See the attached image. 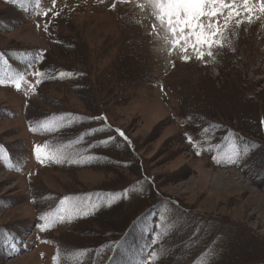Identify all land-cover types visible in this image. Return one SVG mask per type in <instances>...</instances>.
<instances>
[{
  "label": "rangeland",
  "instance_id": "374dc122",
  "mask_svg": "<svg viewBox=\"0 0 264 264\" xmlns=\"http://www.w3.org/2000/svg\"><path fill=\"white\" fill-rule=\"evenodd\" d=\"M22 2L0 0V264H264V148L238 171L222 167L242 139V153L264 144L257 0L251 19L241 9L224 29L222 62L190 47L182 60L149 0ZM203 100L212 107L194 112ZM211 111L230 125L198 116ZM52 119L64 126L39 130ZM226 129L238 138L222 142ZM84 135L113 140L77 166ZM45 143L70 160L40 163L33 147Z\"/></svg>",
  "mask_w": 264,
  "mask_h": 264
},
{
  "label": "snow or ice",
  "instance_id": "6c2138e0",
  "mask_svg": "<svg viewBox=\"0 0 264 264\" xmlns=\"http://www.w3.org/2000/svg\"><path fill=\"white\" fill-rule=\"evenodd\" d=\"M14 3H20L23 7L22 0H13ZM151 7L154 10L155 19L159 22V25L163 27L167 32L171 34L172 45L178 46L182 53L181 59L187 62L190 57L186 54L189 47L196 54V59H204L205 56L212 57L214 55V49L222 48V34L225 28L228 26V22L232 21L234 17L241 15V9L248 14L249 19L254 11L255 6L251 3V0H149ZM55 4V0H53ZM259 11L264 13V0H257ZM115 7V4L112 5ZM226 13V15H225ZM47 15V13H43ZM220 18H223L224 23H220ZM235 23L239 26L242 21L236 19ZM46 27V26H45ZM155 28V25H153ZM207 48V52L202 51L203 48ZM36 75H41L37 72ZM64 73H61L63 76ZM23 79V75H20L19 79H15L12 82L15 83L16 88L19 90L20 81ZM4 83V79L0 78V84ZM39 83V80L37 81ZM97 119H103L98 117ZM264 123V122H262ZM61 125L55 119L45 120L41 123L40 129L44 132H54L58 130ZM31 131L37 129L30 128ZM95 131H103V129H96ZM116 133L120 137L124 136V133L116 129ZM113 139L112 137L108 138ZM190 139V138H189ZM191 142V139H190ZM101 143H107V141H101ZM3 146H0V152H3ZM33 152L36 159L40 163H45L46 160H51L56 163H61L64 160H70L69 154L64 150L63 146L55 150L51 149L47 143L35 144ZM241 157V152L233 147L231 150L224 154V159L229 163H236ZM215 159V157H214ZM138 183V181L136 182ZM127 190H125L126 192ZM113 200L107 202V206H111ZM98 204H92L93 209L99 207ZM88 213H85L87 215ZM73 217L71 214L59 215V220L63 222L65 219L71 220ZM55 219L49 218L48 225L55 223ZM43 230V229H42ZM157 254L151 253L152 257ZM56 260V257H53ZM147 264H153V260L149 259Z\"/></svg>",
  "mask_w": 264,
  "mask_h": 264
},
{
  "label": "trees",
  "instance_id": "16d2710c",
  "mask_svg": "<svg viewBox=\"0 0 264 264\" xmlns=\"http://www.w3.org/2000/svg\"><path fill=\"white\" fill-rule=\"evenodd\" d=\"M220 62H222V60L220 59ZM195 104V106H196V108H194V112L196 111V110H198L199 108H211L212 106H211V103H212V101L211 102H209L208 100H203V101H201V102H195V101H193ZM199 113V112H198ZM201 116H205L206 115V117L208 118V120H209V123L212 125V126H216L218 129L219 128H224L225 126H227V125H230V124H225V123H223L222 121H220L219 119H216V118H214L213 116H214V112H208L207 114H201V113H199ZM259 120V119H258ZM225 125V126H224ZM258 125H259V122H258ZM259 130H260V133L262 134V130H261V128L259 127ZM258 130V131H259ZM74 134H77V132H75ZM87 135H84V141L81 143V147H82V149L86 152V153H88L91 149H92V145H91V142H92V140L91 141H88V136L86 137ZM259 140V139H258ZM261 141V140H260ZM249 142H251L252 144H250L251 146H248L247 147V152H244V153H242V151H240L241 152V155H242V157H244L243 159H242V163H236V165L238 166V167H241V168H243L244 167V165L246 164V158H247V155L249 154V153H253V152H255L256 150H260V149H262V148H264V144H263V146H261V144H260V142H257V141H254V142H252V141H249ZM80 143V142H79ZM78 143V144H79ZM98 146H103V145H97V147ZM105 146H107V145H105ZM253 147H254V149H253ZM248 159L250 160L251 158H249V155H248ZM245 163V164H244ZM246 172V171H245ZM263 177H264V171H263ZM263 188V187H262ZM264 190V189H263ZM115 203L116 202H114L113 204H111V206H104V208H108V207H112L113 205H115ZM117 205V204H116ZM180 212H182V211H180ZM202 227H203V221H202ZM115 228V227H114ZM203 229H205L204 227H203ZM189 241H191L192 242V244H191V247L192 248H194V249H196V248H198V242H197V238H194V239H189ZM241 245H244L243 243H241L240 242V240H239V243H238V245L236 246V250H237V247L238 246H241ZM236 250H235V253H236ZM234 253V254H235ZM234 254H233V256L232 257H234ZM190 257V256H189ZM198 257V256H197ZM191 258V257H190ZM176 259V258H175ZM233 261V260H232ZM173 263V261L172 262H170L169 264H172ZM223 264H226V262L225 263H223Z\"/></svg>",
  "mask_w": 264,
  "mask_h": 264
}]
</instances>
